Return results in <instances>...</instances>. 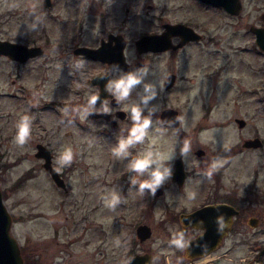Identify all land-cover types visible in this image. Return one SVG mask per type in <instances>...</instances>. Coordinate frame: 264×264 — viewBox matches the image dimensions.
<instances>
[{
    "label": "rangeland",
    "instance_id": "obj_1",
    "mask_svg": "<svg viewBox=\"0 0 264 264\" xmlns=\"http://www.w3.org/2000/svg\"><path fill=\"white\" fill-rule=\"evenodd\" d=\"M39 3L0 0V37L38 43L44 48L41 54L23 62L0 55V187L13 218L10 231L25 246L29 258L35 252L40 254L42 261L35 264H48L52 259L54 264L64 259L73 264H125L128 247L135 245L137 224L146 222L151 226L148 240L152 245H158L168 232L162 219L165 212L173 210H165L164 203L175 201L177 189L171 184L163 198L156 197L148 187L141 188L151 179V171L159 167L164 173L160 185L168 182L173 158L179 154L189 165L197 163L193 152L196 147L206 148L208 155L215 154L222 163L224 156L219 155V148L234 144L239 136L235 117L247 123L242 135L258 129L264 136V52L251 50L253 35L249 31L250 23H261L259 13L264 9V0H242L237 16L216 13L215 30L211 32L215 42L209 47L220 45L222 49L213 58L200 56L197 68L189 61L180 72L192 80H178L165 90V55L158 56L153 68L147 66L134 74L140 83L125 97L128 102L124 106L131 116V109L138 107L141 122L147 119L149 124L142 139L119 154L113 150L122 140L134 139L133 135L101 131L104 126L98 122L85 127L84 112L78 110L75 117L74 107L68 109L76 90L85 87L82 78L100 68L97 61L76 56L71 47L75 41L96 42L100 33L95 14L64 7L48 10ZM143 3L135 2L137 18L129 35L131 42L145 29ZM16 4L31 7L25 12L5 11L7 5ZM79 23H84L81 30ZM137 52L132 42L128 57L139 58ZM140 58L146 59V55ZM211 59L215 60L214 66L210 63L209 67H215V73L206 74ZM164 106L179 110L186 131L194 133L191 126L197 121L203 122V127L193 138L181 140L175 129L159 118ZM25 116L30 120V134L21 145L14 138ZM133 122L135 127L138 122ZM38 141L51 149L52 163L64 177L65 189L55 184L41 165L42 159L34 155ZM66 149L71 150L72 161L57 163ZM149 152L154 162L148 170L138 173L130 169L134 159ZM232 157L231 169H258L264 174V144L243 149ZM113 196L118 197L114 206ZM150 199L152 207L145 214ZM177 229L173 221L171 231ZM154 252L157 259L162 257L160 249L154 247Z\"/></svg>",
    "mask_w": 264,
    "mask_h": 264
},
{
    "label": "flooded vegetation",
    "instance_id": "obj_2",
    "mask_svg": "<svg viewBox=\"0 0 264 264\" xmlns=\"http://www.w3.org/2000/svg\"><path fill=\"white\" fill-rule=\"evenodd\" d=\"M16 1L18 2V0ZM143 1L144 11L142 13H145V15L141 16V19L145 23V29L132 42L135 45V40L141 34L165 32L166 34L169 33L167 40L170 42V46L161 50L148 49L137 52L140 56L146 55V59L139 56V58L131 60L127 55V50L132 43L129 35L136 23L135 2L137 0H40V7L48 10L64 7L76 11V13L87 9L95 14L100 33L96 42L88 44L75 41L71 43L72 46L70 45L72 52L74 48L80 45L101 46L106 54L115 55L114 52L122 47L125 61L130 65L129 70L131 72L121 67H117L112 71L106 61L90 58L97 61L100 68L90 77L82 78L85 87L76 90V98L74 100L70 99L68 106L71 111L74 107L75 117L78 115V110L84 112L82 124L85 127L89 123L98 122L104 126L101 131L109 130L107 133L118 131V134L123 136L132 135L134 128L131 113L124 106L125 102H128L127 98L118 100L116 95L107 90L108 94L97 104L96 96L100 84L98 82L91 83L90 80L94 75L107 72V87L109 82L114 81L116 76L134 75L138 70L147 66L153 68L158 56L165 55L167 58L164 63L165 71L162 74V86L164 79L169 74L172 73L174 78L169 87L165 88L163 86V88L165 90L171 89L178 80L190 81L193 79H190L191 76L180 72L184 67H188L189 61H192L193 67L197 68L198 65L200 66V56L204 59L211 55V58H213L218 53L217 51L222 49L220 45L211 46V49L209 47L210 44L215 42V37L211 32L215 30L216 13L218 12L224 17L237 16L243 6L242 0H239L241 3L240 8L234 13L225 7H231L232 0H163L161 3H157L158 0ZM30 7L18 4L14 6L7 5L5 11L18 13V10L21 9L25 12ZM263 11L264 9L259 13L261 23L249 24V31L253 35L251 50L256 49L258 52L264 51L255 41L256 33L252 26L264 25ZM83 24L79 23L80 30L83 28ZM174 24L182 26L178 27L180 33L172 32V29L168 27V25ZM40 46L43 48L42 45ZM74 54L87 57L80 53ZM214 61V59H211L210 62L207 61L206 74H208V71L209 74L215 73V67H209L210 63L214 66ZM221 69L222 67L218 71ZM98 80H101V78ZM77 104L78 107H76ZM177 111L180 121L179 128L176 129L168 122L166 123L175 129L181 140L185 141L193 138L203 127V122L193 123L191 132H195L190 133L184 129L180 120V112L178 109ZM99 112H106V114L99 115L97 114ZM237 125L240 129L237 141L234 144H226L219 148V155L224 156L222 163L218 162L219 157H216L215 154L208 155L206 148L203 147H196L193 150L197 156V163L189 165L186 158L179 154L173 158L172 168L168 171V182L160 185L162 188L161 193L155 195L150 188L156 197L163 196V198L171 184L177 189L175 201L172 199L164 203L165 210H173V213L165 212L162 219V223L168 229V232L162 236L158 245H152L151 241L148 240L152 235V228L151 234L142 239L135 233L133 239L135 245L128 247L125 264L136 253H147L150 258L149 264H264V174L258 169L250 171L231 169L233 166L232 156L243 149L262 147L264 136L259 133L258 129L250 134L242 135V129L247 125L245 120L241 125L237 122ZM256 137L261 140L262 144L260 146L244 145L246 140ZM199 148L203 150L202 153L196 152ZM177 156L181 159L184 172V177L180 183L171 177L174 170V160ZM151 207L152 202L150 199L149 204L144 208V213L147 214ZM205 207L207 210L198 213V218L193 222L180 218L182 213ZM173 221H176L178 225L175 232L171 231ZM174 241L179 243H174ZM17 242L23 264H35L40 263V260L42 261V257L38 252L33 253L29 258L24 251L25 246L19 243L18 240ZM154 247L162 252V257H158L160 259L156 258ZM66 263L73 264L66 259L58 264ZM48 264H54L53 259Z\"/></svg>",
    "mask_w": 264,
    "mask_h": 264
},
{
    "label": "water",
    "instance_id": "obj_3",
    "mask_svg": "<svg viewBox=\"0 0 264 264\" xmlns=\"http://www.w3.org/2000/svg\"><path fill=\"white\" fill-rule=\"evenodd\" d=\"M239 0H232L231 7L225 6L227 9L232 12H237L240 8ZM262 17L264 19V11L262 12ZM172 30V32H179L178 27H182L179 24L168 25ZM254 32L256 33L255 41L258 46L264 51V25L263 26H252ZM180 33V32H179ZM168 34L164 33H145L141 34L135 40V48L136 51L142 52L148 49L152 50H161L168 46H170V42L168 39ZM191 36V35H189ZM176 46V45H173ZM43 52V48L38 44H26L23 42L13 41L5 38H0V55H5L13 60H17L20 62L26 61L27 59L37 56ZM74 53L84 54L85 56L92 59H100L102 61H106L109 63L110 69L113 71L117 67H121L129 72V64L125 61L124 52L122 47H119L114 53L115 55L106 54L104 48L101 46L90 47L85 45H80L74 48ZM108 73H99L94 75L91 78V83L98 82L100 84L99 92L96 96L97 104L99 101L104 98L107 93V82ZM101 78V80H98ZM174 75L169 74L163 81V86L165 88L169 87L173 82ZM99 115L106 114V112H99ZM159 118L168 122L174 128H179L180 121L178 118V111L176 108L172 106H164L159 111ZM236 121L241 125L244 122L242 117H237ZM261 140L256 137L253 139L246 140L244 145L247 146H260ZM197 153H202L203 150L201 148L197 149ZM34 155L41 158V165L43 168L49 173L52 180L56 185L65 188L66 184L64 182L63 177L60 175L57 168L52 163V151L51 149L44 144L43 142L35 143V151ZM175 158L174 160V170L172 172V179L177 181L178 183L184 177L183 167L181 159ZM152 189V188H151ZM155 195H159L162 191L160 185L154 186V190L152 189ZM203 210H207V208H201L199 210H194L188 213L180 214V218L193 222V220L197 219V214L202 212ZM11 223H12V215L9 212L7 206L4 203L1 187H0V264H23V259L20 253L19 244L15 236L11 233ZM135 233L142 239L151 234V227L148 223L142 222L136 225ZM149 255L147 253H136L132 255L127 264H149ZM71 264V263H66Z\"/></svg>",
    "mask_w": 264,
    "mask_h": 264
},
{
    "label": "clouds",
    "instance_id": "obj_4",
    "mask_svg": "<svg viewBox=\"0 0 264 264\" xmlns=\"http://www.w3.org/2000/svg\"><path fill=\"white\" fill-rule=\"evenodd\" d=\"M140 83V79L135 75H128L126 77L120 78L118 80L110 81L107 85V89L111 91L114 95H116L117 99H124L127 97L131 91V89ZM95 99V97H93ZM132 119L138 123H135V127L132 130V135L134 139H129L127 141H121L118 148H115L113 151L115 154H119L120 151L127 148L128 145L132 144L135 141H140L144 136V130L148 127L149 121L144 119L141 122V110L138 107H133L131 109ZM30 134V120L27 116L22 117L20 122L17 125V135L14 138L18 144H24L26 142V138L29 137ZM72 161V152L70 149H66L59 156L57 163L59 164H69ZM154 162L152 158V154L149 152L143 158L134 159L129 167L130 169L142 173L145 170H148L150 165ZM59 171V169H57ZM166 171V170H165ZM151 179L149 181H145L141 184V188L148 187L154 190V186H158L161 184L164 173L161 172L160 168L157 167L155 170L150 173ZM118 202V197L113 196L111 204L114 206ZM174 243H179L178 241H174Z\"/></svg>",
    "mask_w": 264,
    "mask_h": 264
}]
</instances>
